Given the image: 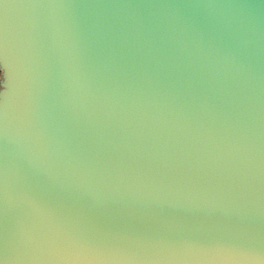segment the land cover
<instances>
[{
    "label": "water",
    "instance_id": "water-1",
    "mask_svg": "<svg viewBox=\"0 0 264 264\" xmlns=\"http://www.w3.org/2000/svg\"><path fill=\"white\" fill-rule=\"evenodd\" d=\"M0 264H264V0H0Z\"/></svg>",
    "mask_w": 264,
    "mask_h": 264
}]
</instances>
